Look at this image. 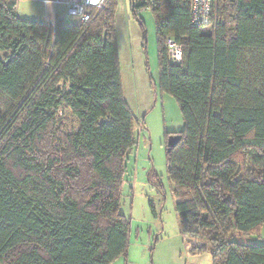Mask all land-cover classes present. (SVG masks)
Masks as SVG:
<instances>
[{
  "label": "trees",
  "instance_id": "obj_1",
  "mask_svg": "<svg viewBox=\"0 0 264 264\" xmlns=\"http://www.w3.org/2000/svg\"><path fill=\"white\" fill-rule=\"evenodd\" d=\"M18 1L0 0V264H112L130 245L120 206L140 123L123 90L117 0L76 23L24 19ZM133 3L152 10L159 87L183 118L166 132V161L191 252L264 264V243L236 238L264 225V0H212L206 26L192 0Z\"/></svg>",
  "mask_w": 264,
  "mask_h": 264
},
{
  "label": "rangeland",
  "instance_id": "obj_2",
  "mask_svg": "<svg viewBox=\"0 0 264 264\" xmlns=\"http://www.w3.org/2000/svg\"><path fill=\"white\" fill-rule=\"evenodd\" d=\"M140 2L135 0V6ZM133 5V0H117L123 90L140 123L136 125L138 142L128 154L120 206L131 220L130 245L127 255L119 256L112 264H213L209 248L191 252L195 242L180 225L168 175L166 132L182 130L183 118L176 99L159 87L157 30L152 10L139 6L135 15ZM51 10V5L42 0H19L17 4L19 16L29 20H45ZM78 21L76 17L68 19ZM260 234H239L236 238L246 243H264V225Z\"/></svg>",
  "mask_w": 264,
  "mask_h": 264
},
{
  "label": "built area",
  "instance_id": "obj_3",
  "mask_svg": "<svg viewBox=\"0 0 264 264\" xmlns=\"http://www.w3.org/2000/svg\"><path fill=\"white\" fill-rule=\"evenodd\" d=\"M46 5H54L59 3V0H42ZM106 0H66L65 16L66 19L76 17L79 21H84L88 18L91 10L102 8ZM212 0H192V21L196 25H209L211 22ZM64 18V17H60ZM58 19L55 14L52 21ZM169 47L171 58L174 61L182 60L183 51L181 47L172 39H169Z\"/></svg>",
  "mask_w": 264,
  "mask_h": 264
},
{
  "label": "crops",
  "instance_id": "obj_4",
  "mask_svg": "<svg viewBox=\"0 0 264 264\" xmlns=\"http://www.w3.org/2000/svg\"><path fill=\"white\" fill-rule=\"evenodd\" d=\"M60 2L54 5H51L52 10L51 12L46 13V17L48 15H52L51 17H54L55 14H57L59 17H64L63 19H66L67 17L65 16V2L66 0H59ZM48 6V5H47Z\"/></svg>",
  "mask_w": 264,
  "mask_h": 264
},
{
  "label": "water",
  "instance_id": "obj_5",
  "mask_svg": "<svg viewBox=\"0 0 264 264\" xmlns=\"http://www.w3.org/2000/svg\"><path fill=\"white\" fill-rule=\"evenodd\" d=\"M179 140V136L178 135H171L168 139V146L172 147L174 145H176V143Z\"/></svg>",
  "mask_w": 264,
  "mask_h": 264
}]
</instances>
